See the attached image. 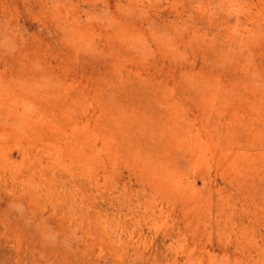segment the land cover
<instances>
[{
	"label": "rangeland",
	"instance_id": "obj_1",
	"mask_svg": "<svg viewBox=\"0 0 264 264\" xmlns=\"http://www.w3.org/2000/svg\"><path fill=\"white\" fill-rule=\"evenodd\" d=\"M0 264H264V0H0Z\"/></svg>",
	"mask_w": 264,
	"mask_h": 264
}]
</instances>
